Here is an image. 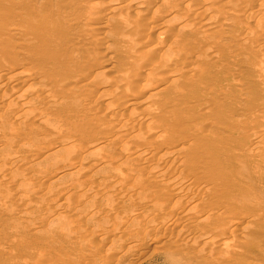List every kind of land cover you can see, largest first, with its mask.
<instances>
[{"label": "bare ground", "instance_id": "bare-ground-1", "mask_svg": "<svg viewBox=\"0 0 264 264\" xmlns=\"http://www.w3.org/2000/svg\"><path fill=\"white\" fill-rule=\"evenodd\" d=\"M2 1L0 0V3ZM237 1L227 0V6L229 4L230 7L233 4L238 6L239 1ZM241 4L243 6V3ZM160 5H164L162 13L152 14L151 11L147 14L152 6L160 7ZM245 5L248 7L246 1L244 7ZM254 5H256L255 9L254 7L253 9L250 7L243 9L239 5L240 7L236 8L243 10L231 14L242 16L249 22L251 21L252 25L263 23V26H255V34H252L250 29V32L248 30V33L245 32V43L241 49L246 54L257 56L256 68L259 72H264V0H254L251 7ZM230 7L228 6V9ZM22 9H24L25 16L20 18L21 23L19 24L9 22L5 17L3 18V14L0 15V139L7 140L9 146L17 143L23 144L27 134H30L29 131L36 130L34 126L37 122L50 126L53 121L56 128H44L46 131L49 130L47 131L48 140H52V138L53 140L55 138V140L60 138L62 141L65 140V142L60 140V142L57 141L58 143L55 142L62 144L60 149L67 150L65 156L69 152L67 157L72 156L71 154L75 152V155L72 156L73 160L68 158L74 163L70 164L69 160L65 158L70 167L62 166L65 163L64 158H59L62 159L63 164L61 160H58L60 163L57 161L59 167L61 164L60 168L57 167L60 169L57 174L71 172L78 177L75 186L61 189L64 193H70L74 187L76 188L74 190L78 192L77 195L84 197V200L88 197V202L92 197L89 195L94 193L97 195L102 192L108 194L106 196L110 201H116V198L121 197V195L119 196L121 191L129 190L130 192V186L125 183L126 181L135 184V186L131 185L132 188L141 187V193L144 195L149 191V188L152 189V186L156 188L155 184L161 181L159 185L163 187L160 186L162 188L159 189V192L163 194L161 196L166 194L165 199L168 201L165 207L157 208L161 204L155 202L156 206L153 202L155 198L150 197L153 198L150 202H153L152 205L157 208L152 214L148 213L149 211L146 212L142 207L139 209L140 211L128 208L129 211L124 214H122L123 212L121 214L120 212H110L108 223L103 228L94 229L95 231L90 230L89 233L78 231L75 227L68 229L69 234L78 231L77 236L82 242L85 241L84 244L90 242V245L85 246V248L87 247V251H85L91 258L94 257L90 258L91 261L100 263L101 261L96 259H102L104 262L103 256L97 255L99 241L102 240L103 243H109L112 239L116 241L117 235L115 234L117 232L113 224L124 221L135 224L133 227L136 229L137 227L138 229L154 227L161 232L158 238L159 245L168 244L180 251L188 249V246L197 249L200 244L208 241L216 250H228V242L224 240L226 237H232L233 234L236 236V232L234 233L237 228L236 224L231 222L232 220L225 221L227 225L223 226L224 229L221 227L222 225L220 227L223 230L219 228L223 232L216 233V231V239L210 240V237L204 235L202 228V224L204 226L209 224L205 220L208 216V209L204 211L203 206L196 199L185 203V198L193 196L201 199L204 197L205 191L212 200H216L217 196L225 193L228 184L236 182L233 178L234 174H229L234 169L229 168L234 157L232 153H236L225 151L224 142L222 137H218L216 128L204 127L206 124L209 125L208 122L203 124V121L201 123L188 118L189 114L186 110L193 107H185V110L178 115L176 104L168 96L176 83H182V86L189 84L192 78L188 73L196 70V64L190 62L189 59L186 60V52L182 50L178 34L168 29L174 27L173 30L175 28L177 30L187 26L192 28L191 32L194 35L206 42L208 30L212 28V32H218L217 25L211 26L209 29L208 22L210 20L207 22L208 18L212 19L215 16L214 13L218 15L217 12H220L223 15L226 12L219 0H28ZM153 10L155 9L153 8ZM228 11L229 14L232 12L231 9ZM221 15L219 14V16ZM7 24L8 28H6ZM167 24L170 25L169 28L165 27ZM242 24L233 23V29L242 31ZM151 29H155L152 32L155 35L151 36L152 38L149 37L150 39H144ZM94 30L98 31L97 33L102 31L108 37H96ZM205 32L207 33L204 36ZM257 34L259 36H254ZM16 35H19L20 43L16 42ZM84 38H87V43L90 41L87 49L89 53L86 51L88 54L80 55L74 47L78 41L84 40ZM68 47H72V50L67 52ZM202 55L207 58L206 55ZM115 62H120L127 70L120 73L113 71L110 65ZM94 78L98 79V84L87 87V84L91 83ZM31 86L35 87L31 88ZM28 88L32 90L29 91ZM104 88H110V92L103 95L99 101L98 97ZM27 95L33 100H26L24 96ZM166 100H169V105ZM206 101L207 99H204L202 103L205 104ZM170 103L175 105L170 107ZM202 103L200 102V107ZM202 106L201 108L205 107ZM251 112L253 116L261 117L263 121L261 122L264 124V103L257 104ZM93 113L94 116H90ZM174 118L181 121L179 122L178 119L176 121ZM132 121L139 123L140 127L141 125L145 126L148 134H152L150 136L153 138L150 140L155 139L151 142L156 141L158 144L153 146L155 143L152 145L150 140L146 139L147 136L141 128L140 132L135 131L139 128L138 124L135 125L136 123L134 125L131 123L133 127L137 126L133 131L130 124ZM14 125L20 127L14 128L12 127ZM262 129L259 130L260 132L250 133L249 141H260L264 144V129ZM34 137L39 136L35 135ZM182 140H189V143L183 144ZM37 141L38 156L31 157L29 155L30 162L46 159L56 147L55 142L44 141L38 144ZM69 147L72 149L71 154L70 150L68 151ZM255 147L248 144L243 147V153H253L256 151ZM112 149L116 151L112 152ZM104 151L112 154L108 155L103 153ZM119 154L124 156L120 155V159L121 157L125 158L127 163H124L126 160L121 161L124 164L119 163L120 160L118 163L115 162L116 158H119L117 157ZM93 155H101L100 158H97L98 161L96 160L97 162L92 164L97 167L96 169L92 170L94 168H91L92 166H81L83 157L93 158ZM14 157L9 156L8 161L13 163L16 160ZM86 161L88 160L86 159ZM181 164L182 167H185L184 171L182 170V175L173 176L176 171L180 172V170L174 172L173 168ZM3 165L0 163V175L4 170ZM53 165L51 167L55 168L56 165ZM89 169L92 171V176L96 175L95 179L88 175ZM180 169L183 168L180 167ZM105 170L107 173H104ZM234 170L236 171V168ZM171 171H173L172 176L170 175ZM226 174L228 175L224 176ZM152 175L157 176L155 178L157 182L155 179L152 180ZM33 179L31 177L22 178L21 181L31 184ZM44 179L43 176L39 177V181ZM50 180H53V177ZM109 182L110 184H108ZM201 185L203 187L205 185L207 189L202 191L199 188ZM105 194L103 195L105 196ZM136 196H141V194ZM161 196L160 199L158 198L160 202ZM209 196L208 198H210ZM17 197L15 198V200L17 199L16 203L21 205L23 199L19 198L20 196ZM193 197L190 199L193 200ZM122 198L120 199L122 200ZM135 201L137 206H142L145 203L143 197L138 200L136 198ZM157 202L159 201L157 200ZM1 203L0 207L5 202ZM89 203H87V209H94L91 205L93 202ZM186 206L187 209L183 210L182 208H186ZM52 207L62 209L64 205L53 203ZM45 210L43 218L53 217L50 216L49 209ZM172 214L175 216H171ZM101 215L96 211L94 217L97 219ZM256 217L259 216L256 214ZM41 220L43 221V219ZM37 222L35 219H29L25 222V227L27 229L35 228L36 225H39ZM65 222L62 221L59 227H62ZM172 229H174V235L170 236ZM64 230L65 228H63ZM93 236L97 237L96 244H91ZM117 238L119 239V236ZM139 238L140 235L134 234L130 239L129 237L127 239L135 245ZM176 238L184 241L176 242ZM211 250L213 249L211 248ZM123 251L125 252V250ZM83 258L86 257L83 256ZM46 259L44 258L45 261ZM101 264L103 263L101 262Z\"/></svg>", "mask_w": 264, "mask_h": 264}, {"label": "rangeland", "instance_id": "rangeland-1", "mask_svg": "<svg viewBox=\"0 0 264 264\" xmlns=\"http://www.w3.org/2000/svg\"><path fill=\"white\" fill-rule=\"evenodd\" d=\"M27 1L28 0H3L2 3H0V15L3 14V18L5 17L9 22H14L15 24L21 23L20 18L25 16L24 9H22V7L24 8V4H26ZM238 1L240 6H242L241 3H243V9H248L249 7L250 9H253V7L255 9L256 5L251 7V5H253L254 3V0ZM245 1L247 5L250 2L248 7L246 5L244 7ZM219 2L220 4H222L223 8L226 10L225 13H227L228 15L225 13L221 15L222 13L217 12L218 15L214 13L215 16H211L212 19H209L210 17L208 18L207 22L210 20V22H208L210 27L208 25L206 26H208L210 29L211 26L214 27V25H217L218 32H212V28L210 30L213 34L210 32V30H208L209 33L205 32L204 36L207 33L206 36L208 38V40L206 39V42L202 41V38L194 35L191 32L192 28L190 29L187 26L181 27L177 30L175 28L176 31L173 30L174 27H170V29H168L171 32L173 31L175 34H178L180 43L182 44V50L186 52V60L189 59L190 62L195 63L197 70L188 73V75H190L192 78L189 84L182 86V83H176V85L171 88V92L168 94V96L169 99L176 104L175 105L174 103H170V107L175 105V108H177L176 113L178 115L181 114L183 110H185V107H193L186 110V112L189 114L188 118L194 121H199L201 123L204 122L203 124H206V122H208L209 125L206 124L204 125V127L209 126V128L211 129L212 127L216 128L215 130H217L216 132L218 137H222V141L224 142V148H226L225 151L228 150L230 152L236 153H232L234 157L232 158L230 164L231 166H229L231 170L233 168H236V171L233 169L232 172L230 171L231 173H229L230 175L234 174L233 178H235L236 182H230L225 190V193H221L219 196H217L216 200H212L209 194L205 193L204 191L206 186L204 185L203 187V185H201L202 187L200 186L199 188L204 191L203 198L198 199L197 197L195 198L193 196L185 198V203H190L194 201V199H196L201 203L204 211L208 209V216L205 218V220L209 224H205V226L204 224H202V228L204 235L210 237V240L213 241L214 239H216V233L223 232L220 230L223 228V226H225V224L227 225V222L225 221L228 220H232L231 222H234L236 224L237 228L234 231V233L236 232V236H234L233 234L232 237H224V241L228 242L227 244L229 248L226 251L214 249L215 247L213 248L212 245L209 244L211 243L210 241L200 244L197 249H194L192 246H188V249L180 251L168 244L159 245L158 238L161 232L159 230H156L154 227L150 226L145 229H138L137 227L136 229V227H133V225L135 226V224L133 223L127 221L121 223L119 222L113 225L117 232L115 235L119 236V239L121 241L117 238V236L116 241L115 239H112L109 243H103L102 240L99 241V245L97 247V255L99 256V254H101L103 256L102 258H104V262L102 261V259L96 260H100L103 264L105 262V264H264V170L262 171V169L264 168V144L260 141H249V139H251V134L260 132L259 130L262 128L264 129V127H262V125H264L262 124V118L253 116L251 114V111L255 109L257 104H259L260 102L264 103V72H259L256 68L255 61L257 56L253 54H246L241 49V47H243V44L245 43V32L248 33L247 30L249 31L250 29L251 33L255 34V26H263V23H261L262 25L260 23H258L257 25H252L253 23L251 21L249 22L247 19L243 18L240 15L233 16L231 13H235V11H238L239 8L236 7H238L239 5L236 6L237 4H233V9L229 4L228 6L230 8L228 9L227 0H222V2L221 0H219ZM223 3L226 4L224 5ZM155 7L156 6H152L147 14L151 11L152 14H159V12L162 13V11L164 10V5H160V7L156 8ZM153 8L155 10H153ZM227 9H231L232 12H230L229 14V11ZM243 9L241 8L240 10ZM219 14L221 16H219ZM245 20H247L248 22ZM233 23H243L242 31L234 30V27L232 26ZM168 26L170 25H165V27ZM6 28H8V24ZM244 28H246V31L244 30ZM154 30L155 29H151L150 31H148L146 34L147 36H145L144 39L149 37L152 38L155 35L154 33L152 34ZM97 32H95L96 37H108V35H104L102 31L99 33ZM209 34L212 35L210 36ZM254 36H259V34ZM15 40L16 42L20 43L19 35H16ZM86 40L87 38H84V40L81 39L76 43L74 47V49H76L78 54L80 55H85L87 53L86 51H88L87 49L90 41H88L87 43ZM70 50H72V47H68L66 51L68 52ZM202 54H204V56L206 55L207 58L203 57ZM110 67L117 73L125 72L127 70L125 69L126 67L122 66L120 62L112 63ZM97 80V78L92 79L91 83L87 84V87H90L91 85H97ZM33 87L35 86H31V88ZM178 87L180 88L179 90L176 89ZM104 89L101 91L102 94L98 97L99 101H101L103 95L110 92V88H107L108 90L106 88ZM28 90L31 91L32 89L30 90L28 88ZM24 98L28 101H31V99L33 100V98L29 97L28 95L24 96ZM201 99H207V101L205 102L207 106L202 103L203 100ZM166 101L168 103L169 100ZM200 102L205 106L204 108H201L203 107L202 105L201 107L199 106ZM96 114L99 115L98 113ZM90 116H94V113ZM177 119L178 118H174V120L176 121ZM178 121L180 122L181 120L178 119ZM31 123H33L32 120ZM131 123H133L134 125V123L136 122L132 121L130 122V124ZM50 124L51 125L49 126L44 123L37 122V127L34 126V129L36 130L29 131L30 134H27L28 136L26 135L27 138L25 137L26 140H23V144L17 143L16 145L12 144L9 146L6 142L7 140L3 141L2 138L0 139V163L4 164V170L2 173L3 176L0 175V203L5 202L3 203L5 204L3 207L4 209L2 208V203V206L0 207V264H26V262L27 264H38L39 262V264H101V262L99 263V261H91V259L94 257L92 256L91 258L90 255H87V247L85 248L86 245H90V242L84 244L85 241L82 242V240L77 236L78 231L80 230L83 233L87 231V233H89L90 230L95 231L94 229L97 230V228H103V226L109 221L108 214L110 212H120V214L121 212H123L122 214H124L126 211H129L131 209H136L138 211L142 207L146 212L149 211L148 213L151 212L152 214L159 206H161V208L166 206L165 204L168 203V201H166L167 199H165L166 194H164L165 196H161L163 194L159 192V189L163 187L162 185H159L161 181H158V183L155 184L157 186L156 188H154L150 184L152 186V189L149 188V191L147 192L148 194L146 193L145 195L141 193V187V189L139 187V189L132 188L131 185L133 184L135 186V184L131 181H126L125 183L130 186V192L129 190H123L119 193V196L121 195V197H123L124 199L122 198L121 200V197H118L116 198V201H110L109 197H107V193V196L105 192H102L100 194L97 193V195L96 193H94L92 195H89V197L92 196V199L89 198L91 200H89V202H93L91 205H93L92 207L96 210L87 209V203H89L88 197L86 198V200H84V197L80 196L79 194L78 196V192L74 190L76 188L73 187V189L71 190H73L74 192L70 191V193H64V191L61 190L65 187L67 188V186H75V183L78 182L76 180L78 179V177L71 172L57 174V172L60 170L58 168L61 167V164L60 167L59 165H57V161L61 160L62 163V159L64 158L65 163H62V166H69L71 163H74L72 162V156L75 155V152L72 153V149H70L69 147L68 151L70 150V154L72 153V156L69 155L70 157H67L69 152L65 156V152L67 150H62L59 148L60 146H62V144H56V142L59 140L61 142H65V140L62 141L61 138L58 140H55L56 138L53 140L52 138L53 141L50 139L48 140L47 131L49 130L46 131L45 129H48V127H51V129L56 128V125H54L53 121ZM137 124L139 127L138 130H135L134 128L137 126L133 127V125L131 124L132 130L134 129L135 131L140 132L139 129L141 128V130H143V133L145 132L144 134L147 136L146 139H148V141L150 140V138H153L152 136H150L152 134H148L145 126L141 125L140 127L139 123H136L135 125ZM17 126L20 127L19 125H14L12 127L16 128ZM39 127L40 129L42 127L43 129L45 128L44 130L46 133L42 132L44 130H40ZM41 133L43 134L41 135ZM35 135L39 136L37 137L38 139L34 137ZM152 140L154 141L155 139ZM152 140H150V142ZM36 141L38 142V144L44 141H51L52 143L56 141V147L53 148V151L50 153L51 155L46 159L42 158L36 160L35 158L36 161L30 162V156H38ZM181 142L183 144L187 142L189 143V140H182ZM152 143L155 144L153 145ZM151 144L155 146L158 143L155 141L151 142ZM248 144L256 146V151L253 153L244 154L243 147L248 146ZM114 151L112 149V152ZM103 153H107L108 155L112 154L108 151H104ZM120 155L121 154L117 156L119 158H116L115 162L118 163V161L120 160L119 163L122 164L123 162L121 161H124L126 159L122 158L124 157L123 155H121L122 157L120 159ZM9 156L11 158L14 157L16 160L13 163L12 161H8ZM94 156L95 155H93V158H85L86 156L83 157L81 166H92L91 168L94 167L92 170L96 169L97 167L92 164H95L98 161L97 158H100L101 155H96L95 157ZM60 157L62 159H59ZM65 158L72 159H68L70 164ZM86 159L88 161H86ZM58 163L60 162L58 161ZM124 163H127V160L124 161ZM52 165H56V167L52 168ZM182 166L183 165L181 164L176 166V168H173L174 172L176 170H180V172L176 171V173L174 174L173 171H171L170 175L171 173H173V176L176 177L182 175L185 168ZM180 167L183 169H180ZM48 169L51 170L49 171ZM105 172L106 170L104 171V173ZM91 174L92 171L90 170L88 175L92 176ZM227 175L228 174L224 176ZM42 176L45 179L39 181V177ZM95 176L96 175L93 174L92 178L95 179ZM30 177L32 179L34 178L31 184H28L25 181L22 182L23 180L21 181L22 178L28 179ZM52 177L53 180H50V178ZM151 178L152 180H154L155 178H157V176L155 177L152 175ZM151 178H148V180H151ZM108 184H110V182ZM155 190L156 192H154ZM139 193L141 194V196L137 197L136 195ZM103 194H105V196ZM17 196H20L19 198L23 199L21 205H19V203H16L17 199L15 200V198H18ZM160 196L161 202L159 200ZM208 196L210 198H208ZM9 197L10 199H7ZM140 197H143L145 199V203L142 206H137L135 204V200L136 198L138 200V198ZM150 197L155 198L153 201L154 203H160L161 205L157 206L155 203L157 208L155 205L154 207L152 205L154 203L150 202L153 198L151 199ZM191 197H193V200L190 199ZM156 199L159 202H157ZM211 200L214 203L213 205ZM53 203L64 205V208H53ZM45 209H49L51 211L50 216H53L51 217L52 219L49 217H47L49 219L43 218V214L46 212ZM182 209L186 210L187 206L186 208ZM44 210L45 212L43 213ZM183 210L181 211L183 212ZM96 211L102 214L101 217L97 219H95L94 217ZM209 212L212 214L210 215ZM255 213L259 217H256ZM174 214L178 215L176 213ZM174 214H172L171 216H173ZM29 219H35L39 222V225H36L35 228L33 227L32 229H27V227H25V222ZM41 219H43V221ZM62 221L66 222L62 227H59V224H61ZM220 225H222V228L220 227ZM74 227L77 228L78 231H76V233L69 234L68 229ZM22 228L24 230L26 228L27 231H22ZM63 228H65L64 231ZM134 234L140 235L139 241L135 243L136 246L134 245V243L129 242L130 237L134 236ZM171 235H174V229L170 230V236ZM127 236L129 237V239H127ZM93 238L91 239V244H96V242L98 241L97 237L95 238L93 236ZM178 241L183 242L184 240L176 238V242ZM122 242L124 243L122 244ZM211 248L213 250H211ZM123 250H125V252ZM83 256L86 258H83ZM44 258H47L46 261L44 260Z\"/></svg>", "mask_w": 264, "mask_h": 264}]
</instances>
